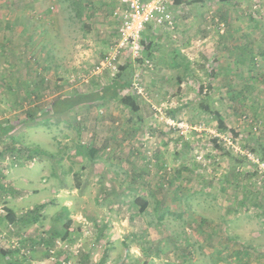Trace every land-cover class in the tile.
Segmentation results:
<instances>
[{"label": "rangeland", "instance_id": "1", "mask_svg": "<svg viewBox=\"0 0 264 264\" xmlns=\"http://www.w3.org/2000/svg\"><path fill=\"white\" fill-rule=\"evenodd\" d=\"M82 1L88 2L52 0L56 31L34 47L36 39L25 54L40 72H0V126L18 125L8 134L0 127V264H41L45 259L49 264H264V36L255 39L258 50L238 40L236 56L226 55L224 70L207 52L186 57L192 59L189 71H166L161 83L152 82L160 71L146 49L143 58L127 61L117 73H97L109 50L116 0L102 7L90 0L83 13ZM253 2L248 12L259 22L254 26L262 28L264 0ZM136 74L142 93L132 83L121 90V95L135 96L136 112L113 97L83 103L68 110L73 112L69 117L42 113L27 121L59 96L97 94L115 79L124 84ZM183 75L188 78L181 85ZM28 80L32 85L43 80V88L25 98L31 84H22ZM206 102L224 116L226 127L204 108ZM36 146L46 148L49 164L72 163L83 175L91 169L98 174L108 161L121 166L110 169L116 177L105 169L95 178L90 175L84 183L88 198L76 203L89 215L73 226H65V217L59 231L54 225L49 229L39 221L42 215L31 213L47 205H36L42 200L35 198L39 184L21 188L22 196L11 190V169L35 166L30 171L39 172L43 158ZM82 146L99 153L86 159ZM64 184L69 189L73 181ZM108 188L119 196L105 192ZM9 193L23 197L19 206ZM56 205L52 212H59L62 202ZM10 210L23 211L12 220ZM111 217L120 219L121 228L110 221L106 229ZM39 228L49 229L44 240L38 239Z\"/></svg>", "mask_w": 264, "mask_h": 264}, {"label": "crops", "instance_id": "2", "mask_svg": "<svg viewBox=\"0 0 264 264\" xmlns=\"http://www.w3.org/2000/svg\"><path fill=\"white\" fill-rule=\"evenodd\" d=\"M97 1H100L98 5L102 7L108 6L107 1L109 2L111 0ZM253 1L254 0H232L228 2H222L220 0H175L174 4L170 7L174 16L173 27L168 25L158 26L154 21H150L146 23L143 31V41L146 43L143 53L147 51L151 53L149 56L155 61L154 64L157 67L156 71H160L158 74H155L156 76H153L151 81L161 83V81L167 78L164 74L166 71H178L179 69L189 71L188 66L189 63H192V59H187V56L195 58L201 53L208 52V54L214 55L213 59L217 58L220 65L219 69L224 70L223 66L228 63L226 62L227 60L225 57L227 54L231 56L236 54L234 50L238 49V40L246 39L245 45H249L252 49L254 46H258L255 39L264 36V27L258 28V26H254L259 22H257L256 17L251 12H248V10H250L249 6L254 3ZM49 2L50 0H0V72H6L7 70H29L40 72L39 70H41V68L38 67V64H35V62L29 58L27 59L25 54L28 50L31 51L33 49V43L36 39L38 40L37 44H34V47L43 43L42 40L46 38L45 35L48 32L53 33L56 31L57 22H53L56 20L53 12L55 7L52 5V0L50 2L51 5ZM118 2L119 0H116L113 6L117 5ZM81 3L83 13V10L87 11L85 5L87 3L89 4L90 0H88L87 3L84 1L80 2V4ZM84 15L86 18L87 16H90V14ZM149 23L150 25L147 27V24ZM157 43H159V45ZM162 43L166 46L165 52L163 51V47L165 48V46H161ZM146 49L147 51H145ZM254 49L258 50L260 48L257 47ZM140 59L141 58H139V60ZM233 60L236 64L239 61L237 57H234ZM133 68H135V66ZM227 69H229V67ZM176 75V81H179L178 74ZM187 78L188 77H185L184 75L182 76L181 85L185 83ZM42 83L43 80H34L32 85V82L28 80L26 84H22L24 87L31 84V88L27 91V96H25V98L33 93L38 95V90L43 88ZM42 113L43 112L40 111L36 115L33 114L31 117H35V119L27 117V121L32 122L33 120H37V116ZM72 113V111H65L56 114L60 117H69ZM14 115L15 114L12 116ZM35 123L40 125V123ZM9 124L15 126L10 132H8L13 133L18 128V125L11 122H9ZM44 125L47 127V124ZM44 125L43 127L41 126V128H45ZM26 126L28 125L24 124V127ZM30 127L32 126H29L28 129ZM38 129L39 131H42L40 128ZM38 149L39 147L36 146L34 150L38 152L40 150L41 158H43L41 163L38 162V173L30 171L33 170L35 166L33 168H26L25 166H23L25 167L23 168L19 166L11 169V171L8 172L10 175L7 177L10 183H12L11 190L15 189L19 193L18 196H22V192H20L21 188H26L28 186L34 187V183L40 185L37 188L35 187V198L42 200L41 203L39 202L36 205H47L46 208L43 209L38 207V210H35L38 212L31 211V213H35L38 216L42 215L40 216L41 219L39 221H45L44 226L46 228L54 225L59 231L60 228L63 227L61 224L65 217H67L65 220L67 221L65 226H69L71 223L73 226L76 221H80L86 215H89V213L84 212L85 210L77 209L76 203L83 198H88L84 191V183L88 181L90 175L93 174L92 169L90 170V167L93 165L90 163V166L87 167V171H90L83 175L82 173H78V170L74 169L72 163L68 166H63L62 163L52 164L51 162V164H49L46 160V148H42V150ZM70 149L73 150V146H71ZM82 151H84L86 159L88 156L95 157L99 153V149L96 147H83ZM96 160L99 164L100 159L98 158ZM102 165L104 168L102 167L99 173L103 174V170L105 169V171H107L106 174L111 173L114 177H116V172H110V169L113 167L119 169L121 167L120 164L113 161H108ZM98 174L94 173L92 177L95 178ZM39 176H42L43 179H32V177ZM70 178L73 181V185H70V188L67 189L69 185L64 183L69 181ZM52 182L59 184L51 190H46L45 187L47 184ZM93 183H96V180H94ZM105 192H111L112 196H119L117 195L119 192H113L111 191V188H108ZM106 196H108V194ZM8 197L12 200H16L14 203L18 206V201L23 199V197H16L17 199L13 198V195L10 193ZM45 200L48 201L46 202ZM58 200L62 202V205L58 206V208L60 207L59 212H56L57 208H54L57 206L56 204ZM53 205L54 208L52 209H54V212L51 210ZM22 211L23 210H21V212L13 210L14 215H18L22 213ZM25 211L29 212L30 209L26 208ZM104 213L113 216V212L107 209L104 210ZM119 220L120 219L117 217H111L107 223L108 227L106 229L111 227V222L114 223L116 228H121ZM30 225L35 226L33 222ZM49 229L41 231V228H39V231L42 234L39 235L38 239L44 240ZM204 240L205 239H203V241ZM38 243L42 244L49 242ZM49 261L51 260L45 259L40 261V263L49 264ZM158 261L160 262V260Z\"/></svg>", "mask_w": 264, "mask_h": 264}, {"label": "built area", "instance_id": "3", "mask_svg": "<svg viewBox=\"0 0 264 264\" xmlns=\"http://www.w3.org/2000/svg\"><path fill=\"white\" fill-rule=\"evenodd\" d=\"M175 0H119L112 10L115 20L113 29L109 32L110 44L108 52L96 66L97 73L106 71L117 73L127 61L142 58L145 44L143 31L147 22L154 21L158 26H174V16L170 7ZM145 63L153 66L150 59ZM132 85L142 93L137 74ZM247 155L248 152H247ZM250 157L256 160L253 152ZM263 167H264V163Z\"/></svg>", "mask_w": 264, "mask_h": 264}, {"label": "trees", "instance_id": "4", "mask_svg": "<svg viewBox=\"0 0 264 264\" xmlns=\"http://www.w3.org/2000/svg\"><path fill=\"white\" fill-rule=\"evenodd\" d=\"M220 1L228 2L232 0H220ZM137 60H139V58H137L136 61ZM123 66H121V68H123ZM132 80L133 78L130 81L128 80V82L123 84L120 82V79H115V81L111 82L110 84L103 86L101 90L97 92V94L94 93L91 95H87V94L75 93L70 96H59L58 98L50 102V104L45 108L46 110H43V113H61L68 110H72L83 103L91 102L93 100L113 98V97L115 99H119L120 103L128 107V109L132 110L133 112H136L140 108L135 96H133L131 93L121 95V90L124 89L125 86H129L132 83ZM204 108L216 117L220 127L223 128L227 126L224 116L218 110L212 107L211 102H206L204 104ZM31 119H35V117L34 118L31 117ZM0 127L2 130L1 132L3 134H8V132H10L15 126L6 123L3 124V126L1 125ZM218 147L224 149V147L221 145H218ZM2 154L3 152L0 149V156ZM140 205H141V209H145L147 204L146 202H141ZM9 218H11L12 220L14 218L13 211L11 210H10Z\"/></svg>", "mask_w": 264, "mask_h": 264}]
</instances>
